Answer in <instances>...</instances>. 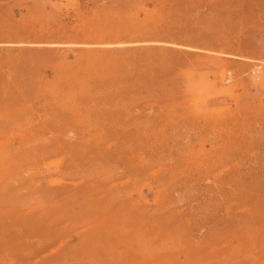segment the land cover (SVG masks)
<instances>
[{
    "label": "rangeland",
    "instance_id": "1",
    "mask_svg": "<svg viewBox=\"0 0 264 264\" xmlns=\"http://www.w3.org/2000/svg\"><path fill=\"white\" fill-rule=\"evenodd\" d=\"M0 264H264V0H0Z\"/></svg>",
    "mask_w": 264,
    "mask_h": 264
},
{
    "label": "bare ground",
    "instance_id": "2",
    "mask_svg": "<svg viewBox=\"0 0 264 264\" xmlns=\"http://www.w3.org/2000/svg\"><path fill=\"white\" fill-rule=\"evenodd\" d=\"M224 80L227 79V78H223Z\"/></svg>",
    "mask_w": 264,
    "mask_h": 264
}]
</instances>
